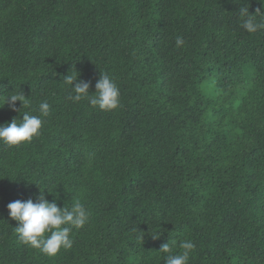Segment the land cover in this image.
Listing matches in <instances>:
<instances>
[{"label": "trees", "instance_id": "obj_1", "mask_svg": "<svg viewBox=\"0 0 264 264\" xmlns=\"http://www.w3.org/2000/svg\"><path fill=\"white\" fill-rule=\"evenodd\" d=\"M242 7L264 23V0H0V95L29 99L0 125L50 105L31 143H0V264H165L185 239L188 264H264V29ZM75 71L120 106L68 100ZM40 190L90 212L55 257L7 209Z\"/></svg>", "mask_w": 264, "mask_h": 264}, {"label": "clouds", "instance_id": "obj_2", "mask_svg": "<svg viewBox=\"0 0 264 264\" xmlns=\"http://www.w3.org/2000/svg\"><path fill=\"white\" fill-rule=\"evenodd\" d=\"M241 27L249 34H254L264 29V23L257 22L256 14H249L247 7L239 8ZM261 15V14H260ZM264 16V15H262ZM184 40L177 37L176 46L182 47ZM76 72V71H75ZM63 83L70 87L67 97L72 103L87 100L93 108L101 111H113L120 106V90L114 79L106 72L101 73L99 80L95 84V94H90V84L78 79L76 75H67ZM20 102L22 107L29 104V99L23 92L0 95V104H8L12 111H17L16 102ZM40 115H32L27 112L23 114V119H13L10 123L0 125V143L8 146H19L24 143H31L34 138L40 135L43 120L50 113V105L47 101L39 104ZM19 121V122H18ZM45 191L40 190L37 202L32 199L27 201L16 200L7 205L10 218L17 222L15 232L19 241L33 249L39 250L42 254L55 257L61 249L68 250L73 246V229H82L90 220V212L79 200L71 204L70 207H58L55 201L48 202L44 196ZM143 240V237H138ZM176 242L170 245L163 244L160 252L167 253L165 264H188L190 254L195 245L191 240L185 239L179 243L180 251L173 254Z\"/></svg>", "mask_w": 264, "mask_h": 264}]
</instances>
